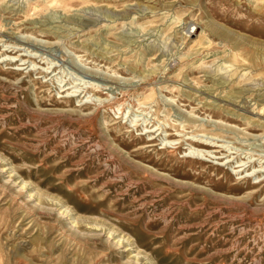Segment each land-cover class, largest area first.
I'll return each instance as SVG.
<instances>
[{
	"label": "rangeland",
	"instance_id": "rangeland-1",
	"mask_svg": "<svg viewBox=\"0 0 264 264\" xmlns=\"http://www.w3.org/2000/svg\"><path fill=\"white\" fill-rule=\"evenodd\" d=\"M0 264H264V0H0Z\"/></svg>",
	"mask_w": 264,
	"mask_h": 264
}]
</instances>
